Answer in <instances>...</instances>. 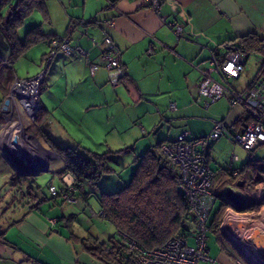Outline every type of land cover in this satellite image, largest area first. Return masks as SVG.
I'll return each instance as SVG.
<instances>
[{
	"label": "crops",
	"instance_id": "1",
	"mask_svg": "<svg viewBox=\"0 0 264 264\" xmlns=\"http://www.w3.org/2000/svg\"><path fill=\"white\" fill-rule=\"evenodd\" d=\"M78 1L81 4L72 8L65 7L67 2L60 0L67 14L63 16L65 26L59 33L56 30L46 35L64 37L75 24L70 32L72 46L85 51L90 62L99 64L98 44L107 35L119 51L124 78L102 66L92 75L84 57L57 53L54 59L58 54L62 58L52 61L51 65L55 63V66L49 84L61 88L62 93L56 94V107L50 109L47 99L41 104L42 113L56 121L55 133L49 128L48 133L65 135L66 127L78 126L77 116L106 109L110 102L122 104L123 109L129 107L140 118L157 119L156 123L146 125V129L132 124L137 134L132 148L162 119L168 123V136H171L164 142L181 134H187L188 139L205 137L214 123L221 121L224 133L218 140L209 141L206 149L215 190L220 191L226 185L236 187L230 171L248 168L255 178V194L260 196L264 192V145L246 151L228 140L229 136L244 131L250 121L248 115L242 107L231 108L228 96L205 108L199 101L196 84L201 79L200 72L210 69L211 53L239 47L237 40L246 36L264 43V0H163L159 13L132 0ZM168 24L181 26L180 38L176 39ZM40 42L47 50L48 39ZM251 54L256 56L254 60H249ZM244 55L243 72L238 79L229 81L238 91L264 78L259 72L264 49ZM210 74L218 78L213 71ZM32 76L31 73L24 77L17 75L21 79ZM5 97L6 94L0 95V106ZM172 103L176 106L174 111L170 110ZM4 117L0 111V264H105L85 248L92 243H106L112 238H108V225L113 226L100 215L99 199L91 201L88 184H83L81 189H63L65 181L72 183L73 179L69 174L62 180L59 178L64 162L54 148V145L89 146L72 138L65 144L55 143L54 135L48 139L44 134L42 143L37 127L31 135L26 134L37 145L20 141L30 167L52 176L46 185L48 193L44 194L38 186L44 176L23 175L9 159L7 152H12V146L9 147L10 140L3 141V132L8 133L3 129ZM213 156L215 163L211 162ZM50 186L59 189V194L51 195ZM60 192L69 199L62 198Z\"/></svg>",
	"mask_w": 264,
	"mask_h": 264
},
{
	"label": "built area",
	"instance_id": "2",
	"mask_svg": "<svg viewBox=\"0 0 264 264\" xmlns=\"http://www.w3.org/2000/svg\"><path fill=\"white\" fill-rule=\"evenodd\" d=\"M132 1L159 13L163 0ZM168 26L176 39L180 38L181 26L178 24H168ZM74 27L70 28L64 37L48 39L50 50L48 62L58 52L65 56L78 54L86 59L90 74L93 75L102 66L108 72L124 78L119 51L111 39L107 35L103 37L98 44L101 64L93 63L88 60L85 51L72 46L70 32ZM208 62L209 71L200 72L201 79L196 84L199 101L208 108L228 96L230 107H242L250 120L241 134L229 136L228 140L240 145L246 151L264 145V78L256 80L241 91L229 85V81L238 79L245 68L246 57L238 50L211 53ZM261 64H264V60ZM0 66L12 68L7 58L1 56ZM212 71L217 75V79L210 74ZM43 77L42 71L34 77L24 79L14 73L13 83L7 95L9 104L5 111H1L3 116L8 120H13L14 117L19 120L20 116L23 117L26 128L35 124L42 112L40 95ZM175 109V104H170V110ZM223 133L224 124L218 121L205 137L188 139L187 134H181L162 145L165 156L179 169L178 188L188 201L195 232L188 236L172 237L160 248L152 250L141 248L134 240L118 232L120 244L117 245L125 252L124 256L118 258L120 264H215V261L209 257L207 248V223L215 202L213 195L215 187L214 174L207 164L206 149L209 141L218 140ZM230 174L235 179L236 187L224 186L219 196L223 197L227 190H232L246 202V206L253 202H258L261 206L257 211H237L229 205L219 219L217 232L221 239L229 244L230 253L236 264H264V192L260 196L255 194L253 189L255 178L250 169L246 168L240 172L231 170ZM65 184L68 188L72 185L68 181H65ZM49 192L51 195L59 194L54 186L49 187ZM60 196L64 199L68 198L63 192Z\"/></svg>",
	"mask_w": 264,
	"mask_h": 264
},
{
	"label": "trees",
	"instance_id": "3",
	"mask_svg": "<svg viewBox=\"0 0 264 264\" xmlns=\"http://www.w3.org/2000/svg\"><path fill=\"white\" fill-rule=\"evenodd\" d=\"M34 11L41 13L44 22L49 21L45 0H0V56L6 57L11 64L29 47L45 38H60L43 34L41 26H35L23 37L20 36V28ZM237 41L240 46L234 48L244 54L251 50L264 49V43L253 36L242 37ZM259 72L264 75V64ZM13 74V68L0 66V89L3 94L7 95ZM168 142H158L147 148L142 155L134 157L135 171L130 181L121 189L114 193L100 194L102 210L100 215L113 226L115 236L106 243H92L85 249L103 263L120 264L118 258L125 255L122 248L117 245L120 244L118 232L128 236L145 250L160 248L172 237L193 234L190 227L193 226L190 207L178 188L179 169L171 164L162 151V145ZM54 148L64 162L63 170L58 173L59 178L69 174L73 179L70 189H81L83 184L97 185L104 175L113 172L108 164L111 159L109 154L113 152L98 154L79 145L75 147L54 145ZM132 151L131 147L121 149L117 153ZM67 188L66 186L63 189ZM219 194L220 191H213L215 201L220 198ZM221 201L222 204L208 228L216 235L218 221L229 206L226 201L222 199ZM260 206V203L253 202L246 206L245 211H257Z\"/></svg>",
	"mask_w": 264,
	"mask_h": 264
},
{
	"label": "rangeland",
	"instance_id": "4",
	"mask_svg": "<svg viewBox=\"0 0 264 264\" xmlns=\"http://www.w3.org/2000/svg\"><path fill=\"white\" fill-rule=\"evenodd\" d=\"M65 1L67 2L65 7L71 6L72 8H74L76 6L78 7L79 4H81L78 0H65ZM45 6L49 15V21L44 22L43 17L39 11L32 12L29 15V17L26 18L23 26L20 28L19 31L20 36H23L28 30H30L35 26H41V30L43 34L56 33V30L59 33V31L63 30L65 26V21H64L65 19L63 16L67 17V14L60 0H45ZM70 22L71 24L73 23L72 20H70ZM49 52H50L49 47L46 50V46H44L42 42H39L29 47V49H27L22 56L16 59L13 64H14V71L19 77H24L27 75V73H31L32 75L35 76L37 73H40L41 71L43 72L44 77H43V83L41 84L40 104H42L43 100L47 99L50 105V109H52V106L56 107V94H61L62 90L61 88H58L56 86H51L49 84V76L52 75L55 66L54 65L55 63L51 65L55 56L51 59L50 62H48V59L50 57ZM60 54L57 55V57L54 59V62L55 61L57 62L59 59L62 58ZM255 58L256 56L254 54L249 55V60H254ZM79 89L80 86L78 87V91ZM1 94L2 92L0 91V95ZM122 107H123L122 104H117V103L113 104L112 102H110L106 109L105 108L100 109L98 110V112L94 111L96 113L94 112L92 113L91 111V113H88L84 116L81 114L77 116L79 120L78 126L74 125L71 129H69V127H66L65 135L53 134L54 129L56 128V121L50 120V118L46 116V113L43 114L41 112L35 124H31L27 128H25V124H22V132L17 131L16 134L20 136V139L21 138L24 139V144H26L29 143V139H33L32 137H28L26 134L28 133V135H31L36 131V127H37L38 139L42 143L45 141L44 136L47 137L48 139H52L50 135H54L56 139L55 143L65 144L67 143L68 138H72V139H76L75 141H81L85 146L88 145L89 147L86 148L87 147L86 146L85 148L92 152L98 154H102L108 151L113 152L109 154L111 159L108 162L109 166L113 169V172L104 175L100 179L97 185H91V184L87 185V188H89V190L92 191V193L90 194L91 201L95 202L94 200L97 199L100 200L101 193L117 192L119 189H121L124 185H126L130 181L135 171L133 160L136 155L138 156L142 155L145 152V150L150 146H154L158 142L171 138L170 135L168 136V132H169L168 123H165V120L162 119V122L160 120L158 126H156L153 131H148L147 134H145V136L140 137L139 140L140 143L133 148L132 152L117 153L121 149L133 147L132 146L133 141L137 137L135 127L132 126L133 123L135 125H139L140 129H143L146 127V125L150 123L154 124L157 121L156 117L154 119V117L152 116L140 118L134 115L130 111L129 107H127L126 109H123ZM4 118L6 119V122H3V128L8 123V119L6 117ZM138 118L140 119L137 120ZM81 119L83 122H81ZM19 120L17 117H14V119L10 121L16 123L19 122ZM51 123L52 125H50ZM48 128L53 132L50 131L49 134ZM97 141H99L100 143L96 144ZM211 159H212L211 162L215 163L214 156ZM39 176L40 177L44 176L43 178L40 179L38 186L40 187V189H42V191L44 190L45 191L44 194H46L48 193L46 185L49 182L48 180H51L52 176L50 175V173L44 171L40 172ZM216 189L218 190V188ZM221 204H222L221 199L217 198L212 208L211 214L209 216V220L207 223L208 228L212 219L214 218L215 213L220 208ZM224 211L221 217L223 216ZM190 227L192 231L191 233H194L195 227L192 225ZM108 232H109L108 238L111 236L112 237L115 236L114 229L109 225H108ZM191 244L192 242H190V245ZM229 247H230L229 244L225 242L223 239H221L218 232L216 235L210 229L208 230L207 232L208 255L211 259L215 261V264H236L235 259H233V255L230 253L231 251L229 250Z\"/></svg>",
	"mask_w": 264,
	"mask_h": 264
},
{
	"label": "water",
	"instance_id": "5",
	"mask_svg": "<svg viewBox=\"0 0 264 264\" xmlns=\"http://www.w3.org/2000/svg\"><path fill=\"white\" fill-rule=\"evenodd\" d=\"M231 51L237 50L234 47L227 48ZM9 104V99L6 97L1 106L0 111H5ZM19 138L17 134H14L11 137L10 145L12 146L11 158L13 162L18 165V171L23 175L28 176H37L40 172L34 171L30 167V161L22 151V146L19 143ZM222 200L226 201L237 211H244L246 208V202L235 194L232 190H227L223 197H220Z\"/></svg>",
	"mask_w": 264,
	"mask_h": 264
},
{
	"label": "bare ground",
	"instance_id": "6",
	"mask_svg": "<svg viewBox=\"0 0 264 264\" xmlns=\"http://www.w3.org/2000/svg\"><path fill=\"white\" fill-rule=\"evenodd\" d=\"M254 83V82H253ZM22 122V123H21ZM22 124H25L26 125V123H25V120H24V118L23 117H21L20 116V120H19V122H16V123H13V122H11L10 120H8V123H7V125L3 128V129H6L7 131H8V133H6V132H3V137H4V139H3V141L4 142H9V140L11 141V137L14 135V134H16L17 133V131H21L22 132ZM9 128V129H8ZM26 128V127H25ZM19 138V137H18ZM19 141H22V143L24 144V139H19ZM20 143V142H19ZM21 143V144H22ZM29 143L30 144H33L34 146H36L35 144V141H34V139H29ZM22 146V145H21ZM9 147H10V143H9ZM6 148V147H5ZM11 148V147H10ZM22 148H23V146H22ZM41 151V150H40ZM8 153V157H9V159L10 160H12V158H11V152H7ZM41 159V158H40ZM13 161V160H12ZM15 164V163H14ZM36 165V164H35ZM40 165V164H39ZM17 166V165H16ZM17 168H18V166H17ZM241 252L243 253V254H245V252L243 251V250H241ZM252 258V257H251Z\"/></svg>",
	"mask_w": 264,
	"mask_h": 264
}]
</instances>
